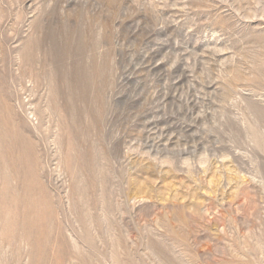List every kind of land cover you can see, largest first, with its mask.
Listing matches in <instances>:
<instances>
[{"label":"rangeland","instance_id":"1","mask_svg":"<svg viewBox=\"0 0 264 264\" xmlns=\"http://www.w3.org/2000/svg\"><path fill=\"white\" fill-rule=\"evenodd\" d=\"M0 264H264V0H0Z\"/></svg>","mask_w":264,"mask_h":264}]
</instances>
